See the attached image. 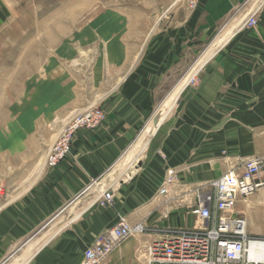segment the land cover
I'll return each mask as SVG.
<instances>
[{"label":"crops","instance_id":"obj_1","mask_svg":"<svg viewBox=\"0 0 264 264\" xmlns=\"http://www.w3.org/2000/svg\"><path fill=\"white\" fill-rule=\"evenodd\" d=\"M255 10L256 25L245 27ZM168 26L147 40L130 69L101 78L94 97L54 101L61 113L95 102L107 118L96 129L78 130L70 154L56 167L35 161L19 170L16 164L9 185H0L7 190L0 208V264L33 238L25 245L23 239L52 222L66 224L27 264H81L84 251L121 218L146 229L123 240L103 264H146L147 244L199 226L192 208L211 193L215 180L241 174L248 157L264 156V0H200L184 20ZM219 30L221 46L183 89L170 116L138 159L112 175L159 103ZM167 85H172L168 92ZM164 186L168 191L161 193ZM105 190L113 198L101 204L97 200ZM243 206L241 198L235 212L246 216L249 231ZM250 229L264 235V223Z\"/></svg>","mask_w":264,"mask_h":264},{"label":"rangeland","instance_id":"obj_2","mask_svg":"<svg viewBox=\"0 0 264 264\" xmlns=\"http://www.w3.org/2000/svg\"><path fill=\"white\" fill-rule=\"evenodd\" d=\"M196 7L188 0H0V185H9L16 164L19 170L35 161L56 167L70 154L78 130L96 129L107 118L95 102L61 113L54 101L94 97L101 78L104 81L118 70L130 69L149 38L181 22ZM171 87L167 85V92ZM94 107L104 110L100 125L77 128L70 152L56 166L47 164L48 152L64 134L65 121ZM130 153L112 169V175L131 164L134 152ZM0 189L1 208L7 190ZM242 201L240 212L249 218V233L264 238L250 229L264 223V187ZM54 223L23 239L25 245L33 238L6 264H19L36 246L33 240L43 241Z\"/></svg>","mask_w":264,"mask_h":264},{"label":"built area","instance_id":"obj_3","mask_svg":"<svg viewBox=\"0 0 264 264\" xmlns=\"http://www.w3.org/2000/svg\"><path fill=\"white\" fill-rule=\"evenodd\" d=\"M188 1L193 8L198 0ZM249 1L243 0V4ZM256 17L257 10L249 15L244 26H255ZM103 111L100 107H94L74 115L61 130L64 131L63 136L55 141L48 152L47 164L56 166L70 152V142L77 128L99 126L104 119ZM263 172L264 156H251L245 160L241 174L229 172L215 180L211 193L192 208V212L199 217V226L195 229H178L167 238L147 244L146 264H264V259L248 257L251 244L261 243L264 238L251 235L246 216L235 212L241 198H247L264 187ZM167 191L165 186L162 187L161 193ZM112 198V191L105 190L97 201L107 204ZM145 229L142 223L132 225L121 218L84 251L81 264H103L117 245Z\"/></svg>","mask_w":264,"mask_h":264},{"label":"bare ground","instance_id":"obj_4","mask_svg":"<svg viewBox=\"0 0 264 264\" xmlns=\"http://www.w3.org/2000/svg\"><path fill=\"white\" fill-rule=\"evenodd\" d=\"M222 33V31H221ZM220 33V34H221ZM219 34V35H220ZM222 35V34H221ZM218 38V37H217ZM225 40V39H224ZM223 41V38L215 39L205 50L204 52L197 58V60L193 63V65L189 68V70L185 73V75L175 84V86L169 91V93L164 97V99L160 102L158 107L156 108L154 116L147 122L144 129L141 131L139 136L137 137L136 141L130 146L129 149L124 153L122 156V159L130 155V151L134 152L133 155V162L138 159L137 154L141 153L146 145L148 144V140L150 136L156 131L160 123L166 119L173 111L174 106L182 93L183 89L188 85V83L192 80V78L195 76L197 71L201 68V66L215 53L217 48L221 46V43ZM75 113L74 115H76ZM70 116L66 121L65 124L68 123L69 120L74 116ZM63 125V127L65 126ZM62 127V128H63ZM121 159V160H122ZM120 160V161H121ZM66 223H63L61 225L54 224L55 230L53 234L49 237L46 236L43 241L40 242H34L36 246L34 245V249H32L31 252H27L25 255V260L22 262V264H27L30 259L33 257V255L53 236L55 235L60 229H62L63 225ZM52 233V232H51ZM50 233V234H51ZM32 243V242H30ZM248 257L253 260H262L264 259V241L261 243H252L248 252Z\"/></svg>","mask_w":264,"mask_h":264},{"label":"water","instance_id":"obj_5","mask_svg":"<svg viewBox=\"0 0 264 264\" xmlns=\"http://www.w3.org/2000/svg\"><path fill=\"white\" fill-rule=\"evenodd\" d=\"M95 208V205L91 206L85 213L84 216H88L90 214V212H92Z\"/></svg>","mask_w":264,"mask_h":264}]
</instances>
